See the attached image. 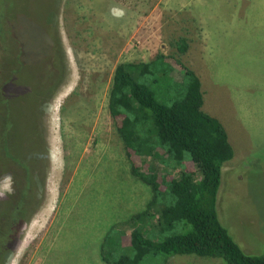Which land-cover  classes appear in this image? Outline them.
<instances>
[{"label": "rangeland", "instance_id": "1", "mask_svg": "<svg viewBox=\"0 0 264 264\" xmlns=\"http://www.w3.org/2000/svg\"><path fill=\"white\" fill-rule=\"evenodd\" d=\"M19 1L2 3L0 25L24 32L27 46L41 51L43 33L56 39L64 77L40 107L36 138L28 141L22 118L15 119L11 140H23L43 183L5 264H109L99 250L115 225L112 235L120 231L122 245L129 242L125 221L151 193L132 175L130 162L142 163L128 156L109 114L112 77L119 63L176 54L180 38L188 44L180 59L201 81L202 109L222 123L233 149L221 168L218 218L245 253L264 254V0H56L48 23L55 32L40 30L50 12L38 14L43 0L22 3L28 11ZM2 41L1 60L9 53L2 54ZM174 170L166 166L159 176L170 180ZM9 183L15 189L14 176L2 174L0 190ZM140 264L223 263L148 255Z\"/></svg>", "mask_w": 264, "mask_h": 264}, {"label": "trees", "instance_id": "2", "mask_svg": "<svg viewBox=\"0 0 264 264\" xmlns=\"http://www.w3.org/2000/svg\"><path fill=\"white\" fill-rule=\"evenodd\" d=\"M22 1L25 5L27 0ZM2 3L6 0H0V13ZM22 3L21 9L28 11ZM55 3L40 4V16L50 11L48 19L39 22L43 32H55L48 24L55 17ZM1 36V53H9L0 58V176L10 173L15 178L13 193L0 197V264H5L38 203L43 183L31 164V153L26 155L20 147L23 140L17 146L18 140H11L15 119L22 118L28 141L36 138L40 107L61 85L64 66L58 42L47 32L42 51L27 46L24 32L0 25ZM7 40L16 45L13 50ZM187 49L186 39L180 38L176 54L115 67L107 108L128 156L140 158L143 167L130 162V171L149 187L151 198L125 221L131 226L127 244L122 245L120 231L112 235L116 225L105 234L99 253L106 263L140 264L148 255H196L223 264H264V254L245 253L218 218L221 168L233 158V149L222 123L202 109L201 81L180 59ZM36 69L41 74H34ZM166 166L179 168L170 180L159 176Z\"/></svg>", "mask_w": 264, "mask_h": 264}, {"label": "clouds", "instance_id": "3", "mask_svg": "<svg viewBox=\"0 0 264 264\" xmlns=\"http://www.w3.org/2000/svg\"><path fill=\"white\" fill-rule=\"evenodd\" d=\"M13 191H14V189H13L11 183H9V185L6 188L0 190V197H4L6 195H11L13 193Z\"/></svg>", "mask_w": 264, "mask_h": 264}]
</instances>
